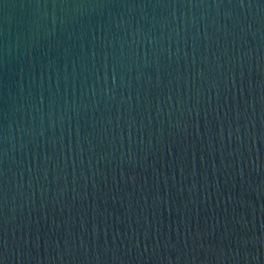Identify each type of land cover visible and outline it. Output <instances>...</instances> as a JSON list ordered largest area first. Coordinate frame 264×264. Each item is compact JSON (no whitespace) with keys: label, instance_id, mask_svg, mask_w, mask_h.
Returning <instances> with one entry per match:
<instances>
[{"label":"water","instance_id":"water-1","mask_svg":"<svg viewBox=\"0 0 264 264\" xmlns=\"http://www.w3.org/2000/svg\"><path fill=\"white\" fill-rule=\"evenodd\" d=\"M0 264H264V0H0Z\"/></svg>","mask_w":264,"mask_h":264}]
</instances>
